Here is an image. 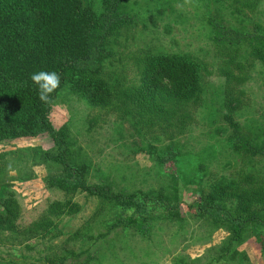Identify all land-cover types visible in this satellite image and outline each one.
I'll return each mask as SVG.
<instances>
[{
    "label": "rangeland",
    "instance_id": "1",
    "mask_svg": "<svg viewBox=\"0 0 264 264\" xmlns=\"http://www.w3.org/2000/svg\"><path fill=\"white\" fill-rule=\"evenodd\" d=\"M84 4L99 12L102 0H84ZM120 10L129 12L133 22L109 41L111 54L102 62V80L113 85L119 78L122 86L137 83V56L147 51L184 52L204 65L202 96L139 109L114 91L111 102L99 107L64 87L52 100L51 121L69 142L71 162L87 163L88 183L100 187L109 184L140 196L169 192L171 181L159 156L170 147L180 151L179 196L185 219L153 217L147 236L130 229L120 237L99 239L96 247L105 264H175L177 257L204 260L209 249L231 232L191 214L187 204L222 181L264 184V156L234 150L224 117L226 100L232 96L242 137L262 143L264 63L253 58L245 45L215 43L208 20L214 17L241 31L259 30L264 28V0L256 9L234 0H130ZM55 144L47 133L0 140V178L4 179L0 211H5L1 205L5 198L15 197L22 223L19 230L0 229V264H50L51 259L53 264H81L86 254L64 263L58 259L69 256L67 249L94 251V238L89 236L105 232L117 217V207L86 191L66 192L49 185V177L62 169L46 156L47 151L57 150ZM248 173L255 175L246 182L241 178ZM57 200L78 202L81 208L53 214L49 209ZM239 247L253 264H264L250 232Z\"/></svg>",
    "mask_w": 264,
    "mask_h": 264
},
{
    "label": "trees",
    "instance_id": "2",
    "mask_svg": "<svg viewBox=\"0 0 264 264\" xmlns=\"http://www.w3.org/2000/svg\"><path fill=\"white\" fill-rule=\"evenodd\" d=\"M130 0H102L99 12L85 5L84 0H0V140L30 137L47 133L57 145L56 151H47L50 160L62 166L60 172L49 177L50 186L64 191L83 190L117 207V217L109 222L106 231L94 238V251L87 247L81 251L67 249L69 256L58 261L66 262L71 256L86 254L81 264H105L97 242L109 236L134 229L143 236L150 234L151 221L157 217L172 218L181 212L179 186L181 183L180 151L170 147L160 154L163 171L170 178L169 192L144 196L115 190L109 184L98 186L87 181L88 164L71 162L70 145L65 135L58 132L51 121L52 100L64 88L84 97L94 106L106 107L113 93L121 96L127 105L150 109L178 98H199L204 92L203 63L190 53L147 51L137 56L139 81L121 85L103 81L102 62L110 54L107 47L113 35L133 22L127 11H121ZM228 1V0H227ZM250 9H256L262 0H234ZM231 2V1H230ZM213 40L217 44L247 46L250 55L264 63V28L241 31L233 26L209 18ZM38 71L57 72L60 86L47 102H42L30 75ZM226 100L225 120L230 125V139L234 150L246 151L252 156H264V140L252 143L242 137L235 118L237 101ZM230 107V108H229ZM2 171L0 168V177ZM253 173L242 176L250 181ZM0 178V186L3 185ZM4 180V179H3ZM264 183V182H263ZM0 211V229L14 231L21 226V210L15 197L5 198ZM80 204L57 200L51 213H75ZM163 210H156V209ZM187 210L198 217H207L218 227H227L228 239L209 249L203 257H177L175 264H253L248 253L241 249L244 236L250 232L264 259V184L244 186L239 179L216 183L201 197L187 204ZM19 230V229H16ZM121 239V238H120ZM51 259L50 264L54 263Z\"/></svg>",
    "mask_w": 264,
    "mask_h": 264
},
{
    "label": "clouds",
    "instance_id": "3",
    "mask_svg": "<svg viewBox=\"0 0 264 264\" xmlns=\"http://www.w3.org/2000/svg\"><path fill=\"white\" fill-rule=\"evenodd\" d=\"M30 79L36 86L38 97L42 102H47L61 83V77L55 71H38L32 73Z\"/></svg>",
    "mask_w": 264,
    "mask_h": 264
}]
</instances>
